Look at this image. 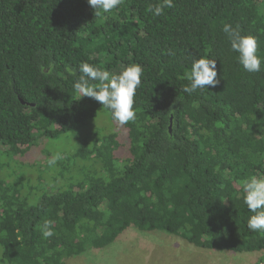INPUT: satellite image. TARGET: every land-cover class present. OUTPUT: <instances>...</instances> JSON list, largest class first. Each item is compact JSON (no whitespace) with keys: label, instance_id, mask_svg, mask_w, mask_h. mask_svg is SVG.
Here are the masks:
<instances>
[{"label":"trees","instance_id":"trees-1","mask_svg":"<svg viewBox=\"0 0 264 264\" xmlns=\"http://www.w3.org/2000/svg\"><path fill=\"white\" fill-rule=\"evenodd\" d=\"M160 3L123 0L96 16L87 0H0V146L8 157L100 111L111 115L74 89L80 63L112 74L131 63L144 69L135 121L123 134L82 142L74 155L96 160L95 170L50 187L41 174L10 172L0 151V264H67L131 228L205 250L264 251V233L247 228L253 213L242 192V181L264 175V70L246 72L222 31L239 25L264 59V0H173L154 17L148 8ZM201 57L216 60L220 83L189 95L186 75ZM49 63L51 74L42 73Z\"/></svg>","mask_w":264,"mask_h":264},{"label":"rangeland","instance_id":"rangeland-1","mask_svg":"<svg viewBox=\"0 0 264 264\" xmlns=\"http://www.w3.org/2000/svg\"><path fill=\"white\" fill-rule=\"evenodd\" d=\"M122 127L114 122L108 111H100L78 129L68 130L60 137H41L26 153L16 157L5 154L3 160L12 173L27 171L29 176L41 174L50 187L63 184L67 179L87 171L88 166L98 168L96 160L75 158L78 147L85 141H93L116 129L123 134ZM59 153L62 159L49 166L48 159ZM68 167V169H67ZM66 168V169H65ZM8 170V169H7ZM85 170V171H84ZM4 173V172H3ZM5 174V173H4ZM264 251L239 254L222 250L197 248L182 238L166 232H143L136 228L128 230L121 238L108 246L88 253L70 257L67 264H264Z\"/></svg>","mask_w":264,"mask_h":264},{"label":"clouds","instance_id":"clouds-1","mask_svg":"<svg viewBox=\"0 0 264 264\" xmlns=\"http://www.w3.org/2000/svg\"><path fill=\"white\" fill-rule=\"evenodd\" d=\"M88 5L94 10V15L110 13L113 9L122 5L123 0H87ZM173 0H162V3L150 6L148 11L154 17L164 14L165 8H172ZM231 45V50L238 53V63L249 73H258L262 70L264 59L257 55L258 42L256 37L251 35H241L239 25L233 27L225 23L222 27ZM91 59V58H90ZM70 74H75L71 68H66ZM42 73L51 74L52 65L47 68L40 67ZM79 77L74 83V89L82 97H89L99 102L103 107L111 111L112 120L123 127L129 122L135 121L136 111L134 108V98L137 89L142 85L143 66L131 63L123 68L118 74H112L107 70H102L88 62L79 65ZM216 60L204 57L193 59L190 71L186 78L189 84L185 85L183 91L189 95L198 90L203 93L210 87H215L220 83L217 79ZM62 156L57 153L51 156L47 163L54 166ZM243 203L247 209L253 213L247 220V228L253 232L264 233V175L251 176L242 181ZM41 233L44 238L54 235L52 221H45L41 226Z\"/></svg>","mask_w":264,"mask_h":264},{"label":"water","instance_id":"water-1","mask_svg":"<svg viewBox=\"0 0 264 264\" xmlns=\"http://www.w3.org/2000/svg\"><path fill=\"white\" fill-rule=\"evenodd\" d=\"M23 102H25L24 100H22ZM32 105H34V104H32Z\"/></svg>","mask_w":264,"mask_h":264}]
</instances>
